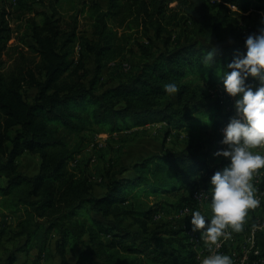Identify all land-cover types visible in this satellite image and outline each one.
I'll return each mask as SVG.
<instances>
[{"label":"trees","instance_id":"obj_1","mask_svg":"<svg viewBox=\"0 0 264 264\" xmlns=\"http://www.w3.org/2000/svg\"><path fill=\"white\" fill-rule=\"evenodd\" d=\"M257 1L252 6L251 0H108L106 8L94 1L87 10L91 36L80 52L78 14L63 24L55 8L36 11L11 44V13L2 9L0 214H19L14 224L0 229L3 264L34 251L24 264H41L52 245L62 264L167 263L160 251L168 243L150 229L165 200L152 198L175 195L177 202H187V187L194 201V191L208 188L217 171L210 159L214 152L183 148L146 156L110 170L106 190L98 196L89 164L78 159L90 145L85 132L99 128L114 134L152 122H167L168 135L172 129L226 126L235 114V98L218 73L231 71L227 65L236 50L246 49L211 41L233 36L247 13H264V0ZM177 27L190 36L169 48ZM132 30L149 40L165 36L166 48L136 42V71L105 87L104 70L133 53ZM213 48L214 63L206 66ZM167 83H176L178 92L167 93ZM26 152L40 156L35 174L20 170L19 158ZM130 170L133 174L126 175ZM76 248L80 251L71 262L68 251Z\"/></svg>","mask_w":264,"mask_h":264},{"label":"rangeland","instance_id":"obj_2","mask_svg":"<svg viewBox=\"0 0 264 264\" xmlns=\"http://www.w3.org/2000/svg\"><path fill=\"white\" fill-rule=\"evenodd\" d=\"M94 1L103 3V0H0V14L4 7L11 13L9 20L15 31L14 37L10 41L11 44H16L18 42L19 36L25 29L26 20L33 16L36 11L46 10L52 12L55 8V10L58 11V17L62 20L63 24L71 19L72 16L78 14L80 43L78 44L77 52H80V47L84 38L91 36L92 26L87 10L91 2ZM257 2V0H251L252 6L258 4ZM247 14L248 15L240 20V27L233 36L223 41L213 39L211 43L234 45L246 49L244 42L247 35L258 33L261 29H264L263 12L253 11L252 13ZM130 32L133 33V38L130 42L133 53H128L123 60L111 63L104 70L103 82L105 83V87L115 85L118 82L127 79L136 71L139 56V49L136 42L145 44L151 49H156L157 47L166 48L165 36L149 40L139 32L137 33L134 30ZM153 33L154 31L151 30V35H153ZM188 36H190V34L184 27L173 29L171 41L167 47L171 48L185 42ZM239 54L242 55L244 52ZM5 58L9 64L10 60L7 55ZM87 62L90 67H93L94 64L92 57L88 56ZM211 93L214 99L216 94L213 92ZM153 123L157 122H152V124ZM223 128L224 126H221L218 129L209 128L197 129L194 131L172 129L169 135L167 134L168 128L166 125L161 124L158 126L153 124L150 129L133 127L114 134L99 131V128H95V130H88L85 134L90 140L91 148H87V152L85 151L86 153H84L82 160L84 163L87 162L89 164L95 192L97 194H102L105 191L104 187L107 186V173L110 170H118L120 167L129 166L142 160L146 156L168 152L169 150H180L183 148H198L203 152H208L209 155L212 154L223 146L220 143L223 135ZM253 151L261 152L263 151V148L258 147L253 149ZM221 158L222 156L218 158H210L211 165L212 162L213 164H217V161L220 162ZM222 160H224V157ZM39 162L40 157L38 155L28 152L25 156L22 155L19 158L20 170L23 172L34 171L39 167ZM132 174L133 172L131 170L126 173L128 176ZM176 198L175 195H162L153 197L152 200L165 199V203L168 204L175 202ZM166 207H168V205ZM173 210L174 209H166V211H169L168 213L164 214V216L158 221H153V224H150V229L158 231V237L168 243V249H162L163 254H170L172 252L171 248L178 247L175 242H172L171 236H169V234L175 230L173 226H180V224H174V222L169 223V221H176L177 219L174 218L172 214ZM168 214H170L171 217ZM156 215H159V213L157 212L154 217ZM130 224L132 228H136V226L130 221H127L126 225ZM140 236L137 237V240L141 239ZM157 246L159 247V245ZM68 257L72 259L71 255ZM0 260L2 262V258H0ZM30 260L31 259L28 261ZM51 264H60L58 256L55 259L54 257L52 258Z\"/></svg>","mask_w":264,"mask_h":264},{"label":"clouds","instance_id":"obj_3","mask_svg":"<svg viewBox=\"0 0 264 264\" xmlns=\"http://www.w3.org/2000/svg\"><path fill=\"white\" fill-rule=\"evenodd\" d=\"M244 43L246 52L241 55L237 49L227 65L231 71L218 73L224 90L235 98V114L222 129L220 143L226 147L213 153L226 158L228 163L210 177L212 214L209 218L197 210L190 215L191 230L201 232L209 249L201 264H233L230 255L213 250V245L220 247L218 241L231 235L229 228L233 232L242 231L249 209L260 204L252 178L264 168V153L253 151L264 148V29L247 35ZM215 55L213 48L203 64L211 66ZM164 88L169 94L179 90L176 83H167ZM201 195L208 197L207 192Z\"/></svg>","mask_w":264,"mask_h":264},{"label":"crops","instance_id":"obj_4","mask_svg":"<svg viewBox=\"0 0 264 264\" xmlns=\"http://www.w3.org/2000/svg\"><path fill=\"white\" fill-rule=\"evenodd\" d=\"M101 4L104 8H106L108 4V0H103V3ZM153 124L157 126L160 124L166 125V127L169 128V124L167 122H157ZM153 124L148 123V124H145L139 127L143 129H150L151 125ZM86 133L87 132H85V134ZM89 148H91L90 145H89ZM85 151L87 152V149ZM85 151L78 158L81 162H83L82 157L84 153H86ZM261 152L264 153V148H263V151ZM26 153H24L23 155L25 156ZM222 159L223 157L221 158L220 162L217 161V164H213L212 162V166L216 170L222 169L228 163V160L226 158H224V160ZM40 163H41V159H40L39 165ZM38 170H39V167L34 171H27L24 173L32 175V174H35ZM252 184L256 190L255 191L256 197L262 192L264 193V168H261L260 170H258L257 173L253 176ZM210 187L211 186L206 188L208 192V197L206 200L202 202L192 201L190 189L187 187L184 188L183 193L187 197H189V201L176 202L177 201V198H176L175 202L168 203V204L164 203L162 209L158 212L159 216L157 218L153 217V219L155 220L152 219L151 224H153V221H158L162 216H164V214L168 213L169 211H166V209H169V210L174 209L172 214L174 218H177V219L176 221H169V223L174 222V224H180V226H176V225L173 226L175 230L171 234H169V236H171L172 242H175L178 245L176 241L177 240L181 241L182 244L185 245V247L178 245L177 248H174V249H177L178 251L174 253H170V254L168 253L163 254V250H161L160 251L161 255L164 257L165 260H167V263L165 264H201V259L204 256L209 255V249H208V246L205 240L203 239L200 243L193 242L191 237L188 234V231L191 230V223H190L191 216L190 215L192 212L198 210L202 214H204L206 217H209V218L211 217L212 213H211V208H210ZM104 189L106 190V187H104ZM94 193L98 196L101 195V194H97L95 190H94ZM162 200H165V199H162ZM167 205L168 207H166ZM186 206L188 207V211L185 213H181V209ZM18 217H19V214H0V229H2L5 224H10V225L14 224V222L17 220ZM228 230L229 232H231V235L227 239L221 238L218 241V243H221V249L216 250L215 245H213V250L230 255L232 257L233 264H235V262L242 259L245 255L249 257V262L247 264H264V200L261 202V204H259L257 208L249 209L247 217H246V221L244 223V228L242 231L233 232L230 228ZM197 232L201 234L200 231H197ZM250 238H253L254 240L253 243L250 242ZM256 249L259 250L260 252L259 255H255L253 253V251ZM248 250H250L251 252H247ZM79 251H80L79 248H76L73 251L69 250L68 255H67L68 260L71 262L75 261ZM35 253L36 252L34 251L30 255H23V254L19 255L15 264L26 263L30 258H32L35 255ZM69 255L72 256V259L68 257ZM191 255L193 256L191 257ZM57 256L58 255L56 254L54 245H52L46 250L41 264H51L52 258L54 257L55 259ZM0 264H3V259H2V262L0 260ZM60 264H62L61 259H60Z\"/></svg>","mask_w":264,"mask_h":264},{"label":"built area","instance_id":"obj_5","mask_svg":"<svg viewBox=\"0 0 264 264\" xmlns=\"http://www.w3.org/2000/svg\"><path fill=\"white\" fill-rule=\"evenodd\" d=\"M79 158V157H78ZM74 163H72L71 165H73ZM203 192H207L206 189L204 188H197L194 193H193V199L195 202H202L204 200H206L207 198H205L203 195H201V193ZM208 193V192H207ZM257 198L260 200V204L261 202L264 200V193L262 192L261 194H259L257 196ZM188 211V207H183L181 209V213H185ZM159 215H156L155 218H157ZM227 231H229L227 229ZM188 234L189 236L191 237L192 241L195 242V243H200L202 240H203V237L200 233L198 232H193L192 230H189L188 231ZM250 242L253 243L254 240L253 238H250ZM220 244V247L218 249H221V243ZM216 250H218L217 248H215ZM247 252H251L250 250H248ZM253 253L255 255H259L260 252L258 249L254 250ZM249 262V257L247 255H245L242 259H240L239 261L235 262V264H247Z\"/></svg>","mask_w":264,"mask_h":264}]
</instances>
